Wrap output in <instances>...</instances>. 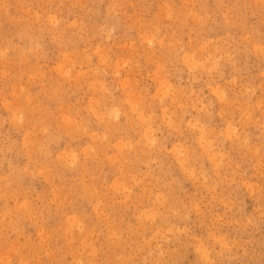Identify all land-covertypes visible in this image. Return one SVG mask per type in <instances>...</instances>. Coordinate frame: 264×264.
Instances as JSON below:
<instances>
[{"label":"rangeland","instance_id":"rangeland-1","mask_svg":"<svg viewBox=\"0 0 264 264\" xmlns=\"http://www.w3.org/2000/svg\"><path fill=\"white\" fill-rule=\"evenodd\" d=\"M0 264H264V0H0Z\"/></svg>","mask_w":264,"mask_h":264},{"label":"bare ground","instance_id":"bare-ground-1","mask_svg":"<svg viewBox=\"0 0 264 264\" xmlns=\"http://www.w3.org/2000/svg\"><path fill=\"white\" fill-rule=\"evenodd\" d=\"M17 89V88H16ZM72 236V235H71Z\"/></svg>","mask_w":264,"mask_h":264}]
</instances>
